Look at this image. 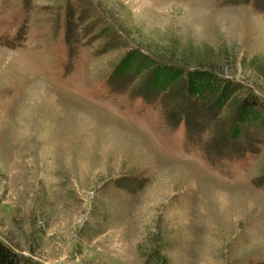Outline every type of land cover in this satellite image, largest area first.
Wrapping results in <instances>:
<instances>
[{
	"label": "rangeland",
	"instance_id": "rangeland-1",
	"mask_svg": "<svg viewBox=\"0 0 264 264\" xmlns=\"http://www.w3.org/2000/svg\"><path fill=\"white\" fill-rule=\"evenodd\" d=\"M260 67L264 0H0V240L40 264H264Z\"/></svg>",
	"mask_w": 264,
	"mask_h": 264
},
{
	"label": "trees",
	"instance_id": "trees-1",
	"mask_svg": "<svg viewBox=\"0 0 264 264\" xmlns=\"http://www.w3.org/2000/svg\"><path fill=\"white\" fill-rule=\"evenodd\" d=\"M259 70H264L263 67H260ZM207 73H205L204 71H198V72H193L191 75H189V80H190V85L188 87V91L190 93V95H198L201 92V86L204 84L203 79H201L203 76H206ZM165 75V74H164ZM170 77H172V75H169ZM168 75H166L165 77L162 75V77L159 79L160 83H162V85H152L155 88L160 86H165L168 84L169 79ZM201 79V80H200ZM200 80V81H199ZM159 83V84H160ZM257 97L256 95H251L249 94L247 97H245V109L246 112L248 114V116H250L253 111L251 110V108H253V106L260 104V102L258 103L257 101ZM247 116V119H248ZM0 264H40L34 261H30L26 258H20L19 255L17 253H15L12 249H10L6 244H4L1 240H0Z\"/></svg>",
	"mask_w": 264,
	"mask_h": 264
}]
</instances>
